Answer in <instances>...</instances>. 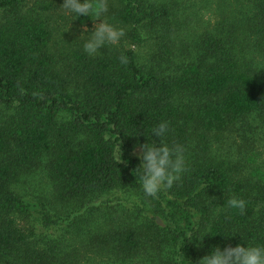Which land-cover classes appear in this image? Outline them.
Instances as JSON below:
<instances>
[{
  "label": "trees",
  "instance_id": "trees-1",
  "mask_svg": "<svg viewBox=\"0 0 264 264\" xmlns=\"http://www.w3.org/2000/svg\"><path fill=\"white\" fill-rule=\"evenodd\" d=\"M244 2L179 45L188 23L168 0H106L126 36L90 57L81 37L60 44L52 1L0 0V264H198L264 243V0ZM162 121L186 171L145 197L137 154ZM231 135L237 158L219 153ZM40 173L49 191L27 180Z\"/></svg>",
  "mask_w": 264,
  "mask_h": 264
},
{
  "label": "clouds",
  "instance_id": "clouds-1",
  "mask_svg": "<svg viewBox=\"0 0 264 264\" xmlns=\"http://www.w3.org/2000/svg\"><path fill=\"white\" fill-rule=\"evenodd\" d=\"M62 9L65 15H74L75 19L80 16L90 17L96 23L94 30L84 28L83 34L86 38L83 43V50L88 56L101 54L102 48L107 46H119L126 36V30L110 22L105 16L108 11L106 0H64ZM94 18V19H93ZM121 64L128 63V57H119ZM169 132L168 122H160L152 129L151 135L159 138V145L145 143L140 145V152L137 154L140 165L136 169L139 184L145 197L156 198L158 195L170 189L186 171V160L181 147H171L164 142ZM120 150H117L116 163L122 161ZM227 207L244 213L247 202L244 199L232 196L227 200ZM211 232H206L202 237H193L189 234L188 242L202 241ZM181 259L180 257L177 258ZM182 259L187 261L183 255ZM189 264V261H187ZM198 264H264V243L237 244L235 247L219 246L212 248L208 255L199 260Z\"/></svg>",
  "mask_w": 264,
  "mask_h": 264
},
{
  "label": "rangeland",
  "instance_id": "rangeland-1",
  "mask_svg": "<svg viewBox=\"0 0 264 264\" xmlns=\"http://www.w3.org/2000/svg\"><path fill=\"white\" fill-rule=\"evenodd\" d=\"M38 0H29L30 6L36 5ZM48 2H53L54 7L53 10L50 11L56 22L58 24V28L61 29V41L60 44H65L70 40H75L77 37H81L83 39L86 38V34H83L84 28L87 27L90 31L94 30V26L96 23H99V20L93 21L91 18H84L82 20L81 17L75 19L74 15H65L64 10L62 9V4L64 0H46ZM112 1V0H110ZM169 3L174 8V11L178 12L181 15L183 20H186L188 23L187 26L181 28L178 34H181L180 39H176L179 42V45H190V43L205 31L213 30L218 26L219 22H222L225 17L232 18H244V15L247 5L245 0H168ZM49 12V13H50ZM94 19V18H93ZM180 47L178 46L177 50ZM182 52L177 53L181 55ZM177 61H180L178 56L175 57ZM256 149H260L262 156L264 157V141L260 139V136H256ZM240 141L235 135H231L226 145H223L219 149V153L223 156H228L231 158H237V146L236 143ZM31 184L35 186L40 191H49L51 188L49 187V179L44 176L42 173L36 175L33 179L28 178ZM33 186V188H34ZM118 199L114 198L111 201V205L117 202ZM130 204V203H129ZM132 205V200H131ZM116 208L119 205L115 206ZM106 211V210H105ZM108 215V214H107ZM147 257L149 260H146L145 255L139 261L141 264H152L156 262L161 264V262L155 258H152L151 253H148ZM154 255V254H153ZM102 260L100 257L96 258V261ZM83 264H92V260L90 258H86L83 261Z\"/></svg>",
  "mask_w": 264,
  "mask_h": 264
}]
</instances>
